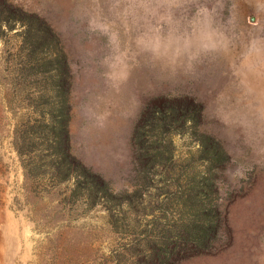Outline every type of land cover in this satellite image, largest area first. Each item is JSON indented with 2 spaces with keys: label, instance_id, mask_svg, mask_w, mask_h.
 I'll list each match as a JSON object with an SVG mask.
<instances>
[{
  "label": "rangeland",
  "instance_id": "374dc122",
  "mask_svg": "<svg viewBox=\"0 0 264 264\" xmlns=\"http://www.w3.org/2000/svg\"><path fill=\"white\" fill-rule=\"evenodd\" d=\"M9 1L58 34L72 151L120 196L81 212L31 192L13 134L36 90L14 30L4 35L0 264H150L159 253L165 264H264V0ZM159 104L189 112L137 136ZM202 134L226 154L211 170ZM141 143L156 154L148 164ZM206 208L215 232L196 245L185 231Z\"/></svg>",
  "mask_w": 264,
  "mask_h": 264
},
{
  "label": "trees",
  "instance_id": "16d2710c",
  "mask_svg": "<svg viewBox=\"0 0 264 264\" xmlns=\"http://www.w3.org/2000/svg\"><path fill=\"white\" fill-rule=\"evenodd\" d=\"M13 32L17 40L20 57L19 70L32 78L36 90L32 96L30 110L21 123L14 128L13 144L23 167L24 180L36 184L34 196L57 202L59 210L73 205L86 212L101 199L114 201V193L106 181L95 173L72 151L70 120L72 74L67 54L58 34L40 15L28 11L9 0H0V42L3 36ZM4 45H8L4 40ZM150 108L146 110L136 128L137 136L145 124L157 128L177 118L187 116L178 107ZM187 110V108H186ZM194 114H192L193 116ZM183 120H191L190 117ZM200 147L206 153L208 170L218 162L224 150L207 134H202ZM142 145V162L148 164L152 157L149 146ZM207 180L203 177L202 184ZM202 186V185H201ZM122 201V200H121ZM212 208L201 211L197 222H193L185 233L196 245H204L215 232V216ZM161 253L151 255L150 264H165ZM163 255H167L164 251Z\"/></svg>",
  "mask_w": 264,
  "mask_h": 264
}]
</instances>
